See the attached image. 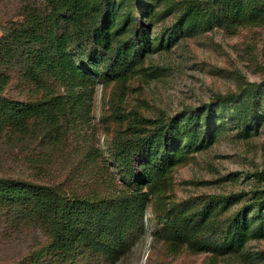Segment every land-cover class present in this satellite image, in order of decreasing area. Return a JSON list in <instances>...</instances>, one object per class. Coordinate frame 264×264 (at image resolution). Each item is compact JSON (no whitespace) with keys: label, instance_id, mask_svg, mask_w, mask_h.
<instances>
[{"label":"trees","instance_id":"16d2710c","mask_svg":"<svg viewBox=\"0 0 264 264\" xmlns=\"http://www.w3.org/2000/svg\"><path fill=\"white\" fill-rule=\"evenodd\" d=\"M17 3L0 17V152L13 165L0 171V264H117L147 236L169 256L264 264V250H249L264 240V167L245 191L169 197L196 155L264 133V77L239 76L171 115L123 106L129 83L181 40L264 30V0ZM109 88L122 95L102 114L101 141L87 126Z\"/></svg>","mask_w":264,"mask_h":264},{"label":"rangeland","instance_id":"374dc122","mask_svg":"<svg viewBox=\"0 0 264 264\" xmlns=\"http://www.w3.org/2000/svg\"><path fill=\"white\" fill-rule=\"evenodd\" d=\"M20 0H5L1 19L11 15ZM168 24V23H167ZM1 34V31H0ZM149 74L139 76L129 83L123 98L126 111L135 110L145 117L161 113L171 115L184 106L206 102L214 93L234 90L240 76L248 82L264 77V30L241 29L235 34L214 29L195 37L181 40L168 52L154 55L149 64ZM122 92V91H121ZM122 95L116 90L98 89L94 115L89 129H97L103 140L102 114H108V101ZM113 130V124L110 125ZM9 153L0 152V171L12 168ZM264 167V133L248 141L229 134L212 148L198 154L189 164L174 172L173 192L169 197L181 201L201 194L235 193L248 190L247 174ZM150 229H153L149 215ZM249 250H264V240L251 242ZM117 264H208L204 254H166L160 241L150 236L141 240ZM232 264V263H222Z\"/></svg>","mask_w":264,"mask_h":264}]
</instances>
